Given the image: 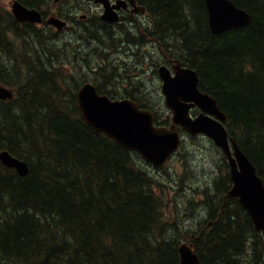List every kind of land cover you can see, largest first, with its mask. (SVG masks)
Wrapping results in <instances>:
<instances>
[{
    "label": "trees",
    "instance_id": "obj_1",
    "mask_svg": "<svg viewBox=\"0 0 264 264\" xmlns=\"http://www.w3.org/2000/svg\"><path fill=\"white\" fill-rule=\"evenodd\" d=\"M5 1L0 85L15 94L0 101V152L24 161L28 174L0 163V264H178L185 238L201 264H264V239L248 213L236 199L222 208L228 171L193 190L202 200L177 204L178 219L169 221L161 185L139 165V155L83 122L76 94L85 75L66 72L70 58L56 47L51 28L17 23ZM13 1L43 11L52 0ZM74 1L82 10L90 0ZM135 1L147 12L145 21L129 19L127 30L112 31L93 14L78 21L83 39L100 50L107 43L155 45L161 57L193 69L264 182V0H231L252 23L217 35L209 30L204 0ZM90 50L80 48L71 59ZM103 60L106 66L94 70L98 92L148 108L129 89L117 94L127 61ZM154 114L159 125L168 123Z\"/></svg>",
    "mask_w": 264,
    "mask_h": 264
},
{
    "label": "water",
    "instance_id": "obj_2",
    "mask_svg": "<svg viewBox=\"0 0 264 264\" xmlns=\"http://www.w3.org/2000/svg\"><path fill=\"white\" fill-rule=\"evenodd\" d=\"M59 1V0H57ZM207 10L209 30L217 35L234 28L252 23V16L238 8L231 0H204ZM102 5L100 19L107 24L119 22L118 11L127 8L125 0H94ZM132 13H144L145 9L128 0ZM11 14L17 23L41 24V13L29 9L18 1H12ZM45 23L62 30L66 22L50 17ZM171 70L162 65L157 69L162 83L161 92L165 107L172 113L168 126H156L151 111L141 109L129 100H112L99 94L97 88L89 82L81 85L76 94L77 106L84 123L106 135L118 145L139 153L148 163L162 168L171 155L181 146V131L191 137L204 135L221 149L229 166L231 187L224 197L237 199L251 218L256 232L264 238V182L257 174L255 166L239 148L234 138H230L225 124L228 117L220 110L216 100L199 89L198 74L190 68L172 62ZM13 90L0 86V100L13 98ZM198 109L199 114L192 116L191 110ZM0 163L14 169L20 177L28 174V165L8 151L0 152ZM178 264H200L194 244L184 240L177 247Z\"/></svg>",
    "mask_w": 264,
    "mask_h": 264
},
{
    "label": "rangeland",
    "instance_id": "obj_3",
    "mask_svg": "<svg viewBox=\"0 0 264 264\" xmlns=\"http://www.w3.org/2000/svg\"><path fill=\"white\" fill-rule=\"evenodd\" d=\"M92 1H84L83 9L80 10L78 7L79 3L74 0H59L56 2L52 0L43 12L45 13V18L50 17L51 13L58 15V13L61 12L66 16L62 15L60 18L67 21V12H71L75 21H78L79 17L83 14H87V19H89L91 15L98 14L99 16L101 13L100 6L95 5ZM4 5L10 9L9 0H6ZM125 17V21L122 20L119 25L112 26L111 30H127V28H129L128 25L131 24L128 17ZM145 20L146 18H140L139 21ZM136 21L138 23V20ZM84 22H86V20ZM81 29L82 24H78V26L69 25V27L62 32H56L51 28V34L55 41L60 44L56 47H61L62 55H68L70 58L65 59L67 62L66 72L70 71L74 75L83 73L85 75V80L81 83H93V79L95 78L94 70L99 66L98 63L101 67L106 66V61L103 60V56L108 55L110 60L114 59L116 62L127 61L128 68L125 73L127 77L120 79V88L118 89L116 87V90H118L117 94L122 93L123 89L133 91L137 98L148 105L146 109L157 114L160 122L166 119L169 123L171 113L164 105V98L161 93V81L157 75L158 67L164 64L166 59L165 57H161L158 47L150 44H143L138 47L135 45L120 47L113 43H107L110 47L107 48L108 50H106L105 47L104 49L102 47V50H100L101 47L95 49V46L87 44L83 39L82 32L80 31ZM88 45L93 49L90 50V56L83 57L80 54L81 56L77 55L79 61L71 59L74 51L80 48L85 50L89 47ZM88 66L90 68H88ZM120 96L122 97L124 95H118L117 99H119ZM143 100H145V102ZM181 139L182 147L180 151L162 170L154 169L139 156L141 158L139 165L149 172L155 181L161 185L159 190L166 207V217L169 221L178 219V216H176L177 204L182 202L186 203L187 199H190L193 203L202 200V195L199 194L200 192L196 193L193 190L199 191L203 189L217 176H223L225 172L228 171V168L225 169L222 154L208 138L203 136L191 138L187 134L182 133ZM178 209L182 210L183 208L180 206ZM190 209L192 213L193 211L195 213L193 207ZM178 213L179 215L181 214L180 212ZM199 218L201 217H198L196 220L198 221Z\"/></svg>",
    "mask_w": 264,
    "mask_h": 264
},
{
    "label": "flooded vegetation",
    "instance_id": "obj_4",
    "mask_svg": "<svg viewBox=\"0 0 264 264\" xmlns=\"http://www.w3.org/2000/svg\"><path fill=\"white\" fill-rule=\"evenodd\" d=\"M112 3H114L115 1H117V0H110ZM130 7L128 6L127 7V9H125V10H121L120 12H119V15H120V18L122 19L123 18V16H127L128 17V19H130V20H140V18H146L147 16H146V14L145 15H142V14H134V13H132L131 11H130ZM86 13V12H85ZM87 14H83L82 16H81V18L80 19H78V20H81V21H85L86 19H87ZM67 26L70 24L71 26H75V25H77L78 26V21H75V20H72V21H67ZM108 25V24H107ZM110 26V25H109ZM112 27V26H111ZM164 64H166L168 67H171V60L168 58L167 59V61H164Z\"/></svg>",
    "mask_w": 264,
    "mask_h": 264
}]
</instances>
